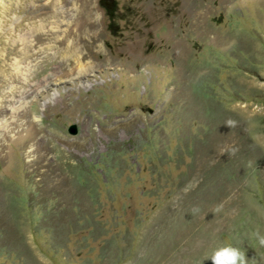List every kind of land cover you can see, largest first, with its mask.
<instances>
[{
    "label": "rangeland",
    "instance_id": "rangeland-1",
    "mask_svg": "<svg viewBox=\"0 0 264 264\" xmlns=\"http://www.w3.org/2000/svg\"><path fill=\"white\" fill-rule=\"evenodd\" d=\"M0 126V264H264V0H0Z\"/></svg>",
    "mask_w": 264,
    "mask_h": 264
},
{
    "label": "clouds",
    "instance_id": "clouds-1",
    "mask_svg": "<svg viewBox=\"0 0 264 264\" xmlns=\"http://www.w3.org/2000/svg\"><path fill=\"white\" fill-rule=\"evenodd\" d=\"M228 123L229 125H233L234 122L229 121ZM219 210L220 207L218 206L216 211ZM252 235L258 242V245L264 247V234L256 230ZM208 258L211 259L212 264H249V260H246L244 250L240 247L233 246L231 243H224L216 247Z\"/></svg>",
    "mask_w": 264,
    "mask_h": 264
},
{
    "label": "water",
    "instance_id": "water-1",
    "mask_svg": "<svg viewBox=\"0 0 264 264\" xmlns=\"http://www.w3.org/2000/svg\"><path fill=\"white\" fill-rule=\"evenodd\" d=\"M68 131H69L70 133H75V132H76V127H75V125H74V124L69 125V127H68Z\"/></svg>",
    "mask_w": 264,
    "mask_h": 264
},
{
    "label": "bare ground",
    "instance_id": "bare-ground-1",
    "mask_svg": "<svg viewBox=\"0 0 264 264\" xmlns=\"http://www.w3.org/2000/svg\"><path fill=\"white\" fill-rule=\"evenodd\" d=\"M2 109H3V108H2ZM2 109H1V110H2ZM4 111H5V110H4ZM12 111H13V112H15V111H16V110H15V108H14V109H12ZM12 111H11V112H12ZM0 127H1V126H0Z\"/></svg>",
    "mask_w": 264,
    "mask_h": 264
}]
</instances>
